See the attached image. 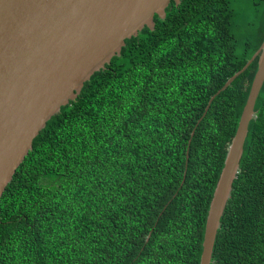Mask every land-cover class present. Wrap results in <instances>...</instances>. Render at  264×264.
Listing matches in <instances>:
<instances>
[{"label":"trees","instance_id":"16d2710c","mask_svg":"<svg viewBox=\"0 0 264 264\" xmlns=\"http://www.w3.org/2000/svg\"><path fill=\"white\" fill-rule=\"evenodd\" d=\"M165 11L33 139L0 196V264H199L257 60L203 112L264 39V0ZM254 110L210 264H264V81Z\"/></svg>","mask_w":264,"mask_h":264},{"label":"water","instance_id":"95a60500","mask_svg":"<svg viewBox=\"0 0 264 264\" xmlns=\"http://www.w3.org/2000/svg\"><path fill=\"white\" fill-rule=\"evenodd\" d=\"M170 1L0 0V196L51 116L120 54L125 39L144 27L152 29L155 14L164 18ZM255 58L257 68L209 202L199 264L211 262L220 218L239 171L248 123L264 81V39L211 95L203 112Z\"/></svg>","mask_w":264,"mask_h":264},{"label":"flooded vegetation","instance_id":"af4514ba","mask_svg":"<svg viewBox=\"0 0 264 264\" xmlns=\"http://www.w3.org/2000/svg\"><path fill=\"white\" fill-rule=\"evenodd\" d=\"M256 60H257V58H255ZM260 91V90H259ZM259 94V93H258ZM258 96V95H257ZM257 98V97H256ZM246 101V100H245ZM254 107H255V104H254ZM254 110V109H253ZM253 114H254V116L251 118V119H253V118H255V116H256V112H255V110H254V112H253ZM250 119V120H251ZM250 122V121H249ZM249 124V123H248ZM246 139V138H245ZM245 141V140H244Z\"/></svg>","mask_w":264,"mask_h":264}]
</instances>
